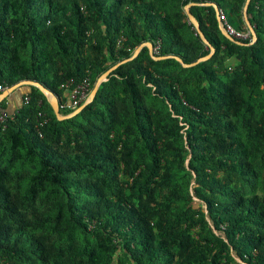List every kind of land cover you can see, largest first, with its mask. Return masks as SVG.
I'll use <instances>...</instances> for the list:
<instances>
[{
  "label": "trees",
  "instance_id": "16d2710c",
  "mask_svg": "<svg viewBox=\"0 0 264 264\" xmlns=\"http://www.w3.org/2000/svg\"><path fill=\"white\" fill-rule=\"evenodd\" d=\"M246 2L213 0L238 30ZM190 3L0 0V85L37 82L61 106L62 86L93 90L144 43L195 63L210 48ZM190 11L208 61L145 47L65 120L18 90L0 126V264H264V0L253 45L226 38L214 7Z\"/></svg>",
  "mask_w": 264,
  "mask_h": 264
},
{
  "label": "water",
  "instance_id": "95a60500",
  "mask_svg": "<svg viewBox=\"0 0 264 264\" xmlns=\"http://www.w3.org/2000/svg\"><path fill=\"white\" fill-rule=\"evenodd\" d=\"M251 3V0H247L246 2V5H245V8H244V11H243V17H244V21H245V24L247 26V28L251 31L252 33V36H253V40L254 42L253 43H250V44H245V43H242L241 41H238L236 40L235 38H233L232 36H230L228 33H226L220 23V29L223 33V35L228 38L231 42L235 43V44H238V45H253L256 41H257V34H256V31L253 27V25L251 24L250 22V19L248 17V8H249V5ZM196 4L194 3H190L188 4L186 7H185V13L186 15L188 16V19H189V22L194 26V28L196 29L198 35L202 38V40L204 41V43L210 48V54L206 57H203L201 59H199L198 61H196L195 63H192L190 65L188 64H185L184 61L179 58V57H175V56H166V57H157L154 55L153 53V49H154V45L152 43H144L142 45H140L132 58L126 60V61H123L119 64H117L116 66H114L113 68H111L110 70H108L104 75H102L96 82L93 90H92V93H91V98L88 102H86L85 104H83L78 110H76L74 113L70 114V115H67V116H64L61 114V109H60V105H59V101H58V98L51 92L49 91L48 89H46L45 87H43L41 84L37 83V82H33V81H23V82H20L10 88L7 89V91L2 95L1 97V101L4 100L5 98H7L10 94H12L14 91L20 89L22 86H36L38 87L49 99L50 103H51V106L54 110V113L56 115V117L58 118V120H65V119H68V118H72L74 116H76L77 114H79L80 112H82L90 103H92V101L94 100V98L96 97L97 93H98V90H99V87L100 85L107 81L108 80V77L123 63H126L127 61H130V60H133L135 59L139 53L141 52V50L145 47H148L149 49V52H150V55L153 59L155 60H163V59H167V58H175L176 60H178L184 67H191V66H195L201 62H204V61H208L209 59H211L213 57V55L215 54V48L212 44H210V42L207 40V38L205 37L204 33L202 32L201 30V27H200V24L199 22L197 21V19L193 16V14L191 13L190 11V8L192 6H194Z\"/></svg>",
  "mask_w": 264,
  "mask_h": 264
},
{
  "label": "built area",
  "instance_id": "2783aa9c",
  "mask_svg": "<svg viewBox=\"0 0 264 264\" xmlns=\"http://www.w3.org/2000/svg\"><path fill=\"white\" fill-rule=\"evenodd\" d=\"M192 3L198 4L204 7H214L216 9L218 21L222 29L228 33L230 36L235 38L238 41L249 40L250 43H253V36L251 31L247 28L245 30H238L233 23L229 20L226 12L223 9H220L213 0H192ZM249 43V44H250ZM160 43L158 42L157 46L154 47L153 53L155 56L160 55ZM65 92L67 93V100L60 106L61 109L70 111L74 113L78 110L83 104L88 102L91 98V81L89 76H87L80 84L74 85V81H70L64 86H62ZM7 87L0 85V104L2 103L1 97L7 91ZM30 101V96L26 94L25 103L28 104ZM71 113V114H72ZM15 114L9 113L7 110L0 109V126L2 129H6V123L9 119H12ZM42 136V135H41Z\"/></svg>",
  "mask_w": 264,
  "mask_h": 264
},
{
  "label": "crops",
  "instance_id": "0c3cea01",
  "mask_svg": "<svg viewBox=\"0 0 264 264\" xmlns=\"http://www.w3.org/2000/svg\"><path fill=\"white\" fill-rule=\"evenodd\" d=\"M18 90L14 91L7 98L2 100V102H5L6 106L8 107V112L11 114L15 113V108L19 107L22 102L23 93L19 92Z\"/></svg>",
  "mask_w": 264,
  "mask_h": 264
},
{
  "label": "rangeland",
  "instance_id": "374dc122",
  "mask_svg": "<svg viewBox=\"0 0 264 264\" xmlns=\"http://www.w3.org/2000/svg\"><path fill=\"white\" fill-rule=\"evenodd\" d=\"M217 234H219V235H223L222 233H218V232H216Z\"/></svg>",
  "mask_w": 264,
  "mask_h": 264
},
{
  "label": "clouds",
  "instance_id": "9594fccd",
  "mask_svg": "<svg viewBox=\"0 0 264 264\" xmlns=\"http://www.w3.org/2000/svg\"><path fill=\"white\" fill-rule=\"evenodd\" d=\"M239 262H240V260H239Z\"/></svg>",
  "mask_w": 264,
  "mask_h": 264
}]
</instances>
